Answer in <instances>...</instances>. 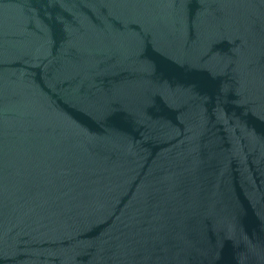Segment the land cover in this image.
Instances as JSON below:
<instances>
[{
  "label": "water",
  "instance_id": "1",
  "mask_svg": "<svg viewBox=\"0 0 264 264\" xmlns=\"http://www.w3.org/2000/svg\"><path fill=\"white\" fill-rule=\"evenodd\" d=\"M0 264H264V0H0Z\"/></svg>",
  "mask_w": 264,
  "mask_h": 264
}]
</instances>
